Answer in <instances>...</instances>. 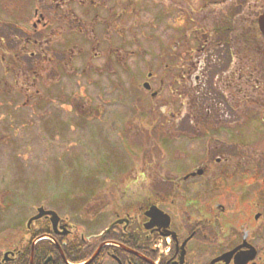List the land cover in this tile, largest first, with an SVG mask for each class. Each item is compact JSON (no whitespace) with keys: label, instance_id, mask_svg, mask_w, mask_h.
<instances>
[{"label":"rangeland","instance_id":"rangeland-1","mask_svg":"<svg viewBox=\"0 0 264 264\" xmlns=\"http://www.w3.org/2000/svg\"><path fill=\"white\" fill-rule=\"evenodd\" d=\"M207 2L0 0L1 253L21 249L39 207L70 220L76 235L86 237L98 224L92 211H104L99 223L112 220L111 195L144 200L151 191L167 194L162 179L204 170L203 163L213 173L222 156L231 157L227 168L252 166L253 177L264 179V38L258 30L264 0H238L237 51L245 55L237 61L235 81L229 86V75H210L211 85L202 83L201 90L197 55L171 59L168 50L172 30L178 39L176 31L186 25L189 7ZM201 13L208 46L215 45L217 17H209L207 8ZM182 42L199 48L190 39ZM52 51L58 66L44 82H31L27 64L10 59ZM4 57L9 68L1 64ZM168 66L185 68L188 82L182 85V75H171ZM168 78L176 79L174 85ZM145 82L152 91L144 90ZM211 124L233 137L222 133L214 145V138L201 136ZM173 130L187 131L189 138L178 139ZM214 146L226 149L214 155ZM125 178L130 182L118 187Z\"/></svg>","mask_w":264,"mask_h":264},{"label":"flooded vegetation","instance_id":"flooded-vegetation-1","mask_svg":"<svg viewBox=\"0 0 264 264\" xmlns=\"http://www.w3.org/2000/svg\"><path fill=\"white\" fill-rule=\"evenodd\" d=\"M207 3L209 4L200 6L197 10L189 7L186 25H183L182 30L176 31L178 39L172 30L174 34L168 50L171 59L180 60L185 56L197 55L199 66L195 73L203 77L196 78L201 90L202 83L211 85L207 82V76L210 75H214L213 79L215 75H229L227 82L229 86L232 85L238 74L237 61L245 55L237 51L235 26L238 0H209ZM206 8L209 17H217L216 24L219 25L216 31L218 42L211 46H208L203 33L205 26L200 25L205 22V16L201 12ZM179 39L197 42L198 50L191 49L188 42L179 43ZM256 53L259 54L260 51ZM259 56L261 57L260 54ZM249 60L252 58L247 59L251 63ZM167 69L171 75H175L176 71L182 75V85L188 82L185 68L168 66ZM186 69H189V62ZM154 79L152 74L151 80ZM168 81L174 85L176 79L168 78ZM156 95L153 100L159 97V94ZM154 111L151 108V112ZM155 122L152 120V125ZM216 122L219 124L218 120ZM166 124L169 125V121ZM214 124L210 127L206 125L210 130L203 131L201 136L214 138L210 141L214 145H220L218 139L222 133L233 137L234 132L222 131V127L216 130L218 124ZM186 132L172 131L174 136L183 140L189 138L184 137ZM167 134L170 138V131ZM222 149L226 148L214 146L212 150L216 155L222 153ZM229 155L234 154L230 152ZM229 160L230 156L228 159L223 156L216 158L214 163L219 168L213 173L214 167L206 168L203 163L201 166L204 170L197 169L196 173L177 177L178 179H162L161 184L169 187L164 195H154L151 191L152 194L146 195L144 200L139 196L131 199L125 194L111 195L116 201V204H112V220L99 223L104 211H92L91 221L97 219L98 224L91 227L86 237L76 235V229L66 218H61L56 230L50 219H42L26 228L21 249L0 252V264H264V179L253 177L252 166L227 168ZM175 174L179 176L178 171ZM129 182L125 178L118 180L116 185L120 187ZM152 182L156 183L157 180L153 179ZM179 186H182L181 190ZM120 190L115 189L113 193ZM38 223L42 225L37 226ZM46 236L52 239H47ZM160 243H163L161 249ZM6 254H9V258H6ZM82 259L85 261L76 262Z\"/></svg>","mask_w":264,"mask_h":264},{"label":"trees","instance_id":"trees-1","mask_svg":"<svg viewBox=\"0 0 264 264\" xmlns=\"http://www.w3.org/2000/svg\"><path fill=\"white\" fill-rule=\"evenodd\" d=\"M91 3H93V2H91ZM254 35H255V32H254ZM33 47H36V46H33ZM24 55H25L24 52L22 53V55L17 54L14 56V54H13L10 59L13 61V63L15 65L19 62L22 63V66L25 63L27 64L26 69L30 70V71H28V73L33 75V77H29L31 82H34V83H37L39 81L44 82L49 76H51V75L53 76L52 73L48 76H45L47 73L51 72L50 71L51 68L53 71L54 68L58 66V63L56 62L57 57L53 51L51 53H47L46 56H43V55L41 56V54H37L36 52H30V53L26 52V55L25 56ZM3 56H5V54ZM47 57H49V59H47ZM6 59H7V57L2 58L1 64L7 65L9 68V63H8V60H6ZM47 62H49L50 64L46 68H44L43 64L47 63ZM30 252L31 251L29 250L28 256H30Z\"/></svg>","mask_w":264,"mask_h":264},{"label":"water","instance_id":"water-1","mask_svg":"<svg viewBox=\"0 0 264 264\" xmlns=\"http://www.w3.org/2000/svg\"><path fill=\"white\" fill-rule=\"evenodd\" d=\"M259 26H260V31H261V33L264 36V15L259 19ZM146 87L149 88V86H146ZM155 210L158 213L162 214L159 210H157V209H155ZM43 217H50L51 218V222L53 224V227H54V229H56V227H57V225H58V223L60 221V218L58 217V215L56 213L51 212V211H45L43 208L38 210L37 216H35L33 219L30 220L28 226L30 227L35 221H38V220L42 219ZM165 218H167V217H165ZM8 256L9 255L7 254L6 258Z\"/></svg>","mask_w":264,"mask_h":264}]
</instances>
